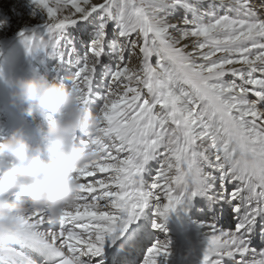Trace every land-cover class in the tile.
I'll use <instances>...</instances> for the list:
<instances>
[{
    "label": "snow or ice",
    "instance_id": "obj_1",
    "mask_svg": "<svg viewBox=\"0 0 264 264\" xmlns=\"http://www.w3.org/2000/svg\"><path fill=\"white\" fill-rule=\"evenodd\" d=\"M25 53L96 118L56 222L9 264H264V0H17ZM6 21L0 20V29ZM22 203H27L23 198Z\"/></svg>",
    "mask_w": 264,
    "mask_h": 264
},
{
    "label": "clouds",
    "instance_id": "obj_2",
    "mask_svg": "<svg viewBox=\"0 0 264 264\" xmlns=\"http://www.w3.org/2000/svg\"><path fill=\"white\" fill-rule=\"evenodd\" d=\"M13 107L32 117L35 146L22 129L0 139V240L16 245L21 218L40 212L56 222L62 210L75 202L78 184L73 169L94 157L82 152L74 141L76 133L95 130L96 118L77 103L76 93L55 78L16 77L10 82ZM44 123H37L36 117ZM27 203H22L23 198ZM11 256L0 258L9 264Z\"/></svg>",
    "mask_w": 264,
    "mask_h": 264
},
{
    "label": "rangeland",
    "instance_id": "obj_3",
    "mask_svg": "<svg viewBox=\"0 0 264 264\" xmlns=\"http://www.w3.org/2000/svg\"><path fill=\"white\" fill-rule=\"evenodd\" d=\"M16 5L10 0H0V16L5 14L14 16L25 28L24 32L26 34L33 32L35 26L29 24L23 18V14L17 10ZM10 27L0 29V139L7 138L11 134L7 132L9 130L7 129L8 119L16 122L21 119L20 125L34 130L32 117L17 107H13L10 102V93L12 91L10 82L12 80L16 77L55 78L57 82L69 87L68 82L54 71L56 67L55 59L49 56L47 52L27 56L22 38L18 36V33H14L15 35L11 33L17 31L19 29L18 26ZM36 122L44 123L38 116L36 117Z\"/></svg>",
    "mask_w": 264,
    "mask_h": 264
},
{
    "label": "bare ground",
    "instance_id": "obj_4",
    "mask_svg": "<svg viewBox=\"0 0 264 264\" xmlns=\"http://www.w3.org/2000/svg\"><path fill=\"white\" fill-rule=\"evenodd\" d=\"M13 4L15 3V5L17 4V0H10ZM17 6V5H16ZM2 12H4L3 10H2ZM0 20H3V21H6V24H7V26L6 27H8V28H11L10 26H18V30L17 31H13V32H11V33H19V32H21V31H24L25 30V28L24 27H22L23 25H21L20 24V21L19 20H17V18L16 17H14V16H10V15H4V16H0ZM5 27V28H6ZM11 33H9V34H11ZM15 35V34H14ZM10 112V111H9ZM21 119H19V121L18 122H16V121H12L11 119H8V121H7V129H9V130H7V132L8 133H12L14 130H16V129H22L23 130V132H24V138H25V140L29 143V144H31V145H33V146H35L36 144H38V138H35L36 137V135H35V133H34V130H30V129H28L26 126L24 127L23 125H20L21 123ZM19 123V124H18ZM38 123V122H37ZM9 136V135H8Z\"/></svg>",
    "mask_w": 264,
    "mask_h": 264
}]
</instances>
